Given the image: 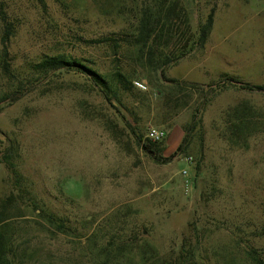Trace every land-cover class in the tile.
I'll return each instance as SVG.
<instances>
[{"label":"rangeland","instance_id":"obj_1","mask_svg":"<svg viewBox=\"0 0 264 264\" xmlns=\"http://www.w3.org/2000/svg\"><path fill=\"white\" fill-rule=\"evenodd\" d=\"M172 1L150 44L186 54L162 78L202 85L176 109L161 69L99 41L132 33L151 0H0V232L14 264H183L181 248L198 264H264V90L240 87L264 86V0ZM52 55L146 90L132 82L109 102L85 74L61 70L2 100ZM150 128L165 133L154 141L164 160L137 144L134 130L146 140Z\"/></svg>","mask_w":264,"mask_h":264},{"label":"trees","instance_id":"obj_2","mask_svg":"<svg viewBox=\"0 0 264 264\" xmlns=\"http://www.w3.org/2000/svg\"><path fill=\"white\" fill-rule=\"evenodd\" d=\"M143 7L140 11V16L137 22V25L132 33H126L120 36L115 37H102L99 39L100 42H107V44H110L109 46L112 48L114 54H117L118 50L120 48L125 47L128 50H134L137 58L140 60L141 58H146L149 67H156L161 69L160 77L163 80L164 84L160 87V92L163 95V98L165 99L164 104L165 106H168L170 103H174V108H179L186 106L187 101L184 99H181V94L186 91V87L191 88H202V85L199 83H193V82H186L183 80L173 79V78H162L163 76V70L162 66L173 62L174 60L182 58L185 54V50H180L178 54H172L171 56L164 55L162 52H157L155 45L151 43L152 36L154 34L155 30V23L159 22L160 18L163 16L165 19H170V13L174 9V2L172 0H151L150 2L143 3ZM213 15H214V8H211L206 20L204 23H202L198 29H197V39L196 43H202L205 42L208 34L211 31L212 24H213ZM170 22V20H169ZM170 24V23H169ZM156 39L154 43L158 40L160 35H155ZM157 55V58H156ZM5 67L6 70L9 72L10 65L5 61ZM156 63V65H154ZM158 64V65H157ZM61 70H77L83 74L86 75V77L89 79V81L92 83L93 88L99 89L102 94L104 95L105 99L109 102H112V100L116 99V101H119L117 99L119 92H129L134 85H132V82L130 78L122 73L119 70H116L111 76L106 77L93 69L92 67L85 65L81 63L79 60L75 58H67L64 55H52V56H45L42 59H40L37 62H33L28 67L27 75L25 76V79L17 81L18 83L15 85L14 91L10 92L8 94V97H4L2 100H6L7 98H10V100H15L18 95L15 94V92H20L22 94L21 88L22 84L26 85V88L32 85L38 84L40 81L47 77L53 76L56 72H59ZM49 77V78H50ZM240 87L243 89H247L250 91L253 90H264L263 85H257V84H250V83H241ZM137 90V87H135ZM26 90V89H25ZM212 89L210 86L207 87L205 92H200L201 94V100L199 101L193 117L192 122L195 120L196 115L199 113L201 108H203L205 102H206V96L210 94ZM24 92V91H23ZM1 102V101H0ZM113 108L117 112L121 114V111L119 108L113 105ZM122 119L126 120L123 115ZM134 130V129H133ZM136 135L137 138V144L140 145L141 149L146 152L150 153L151 156L156 160H164L160 155H158V152H160L159 143L160 142H154L149 139L143 140L142 136L140 134H137L134 130L133 132ZM187 137L184 136L182 139V142L177 147V152H186L187 149ZM9 151H6V154ZM10 164V163H8ZM13 174L16 179V182H19V176L17 175V172L13 169ZM49 222L53 223L55 221V218L53 215H48ZM1 221V220H0ZM57 226H60V223H56ZM6 238L3 236V234L0 232V264H14L11 259L7 257L6 254ZM107 249V248H106ZM105 251V249L103 248ZM117 251L122 252L123 250L121 247L117 249ZM179 258L183 260V264H198L196 261V258H194L195 254L191 252L190 250H184L183 248L180 249L178 253ZM155 264V263H154ZM166 264V263H162Z\"/></svg>","mask_w":264,"mask_h":264},{"label":"built area","instance_id":"obj_3","mask_svg":"<svg viewBox=\"0 0 264 264\" xmlns=\"http://www.w3.org/2000/svg\"><path fill=\"white\" fill-rule=\"evenodd\" d=\"M133 84L135 85V87H137L138 89H141V90H146V86L139 82V81H133ZM164 131L161 130V129H155V128H150L148 131H147V138L152 140V141H160L164 138Z\"/></svg>","mask_w":264,"mask_h":264},{"label":"water","instance_id":"obj_4","mask_svg":"<svg viewBox=\"0 0 264 264\" xmlns=\"http://www.w3.org/2000/svg\"><path fill=\"white\" fill-rule=\"evenodd\" d=\"M236 84H240V82H235Z\"/></svg>","mask_w":264,"mask_h":264}]
</instances>
